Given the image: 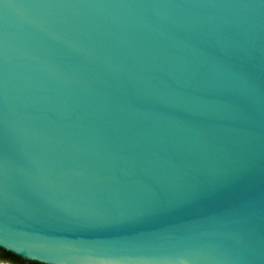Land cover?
<instances>
[{"label":"water","instance_id":"obj_1","mask_svg":"<svg viewBox=\"0 0 264 264\" xmlns=\"http://www.w3.org/2000/svg\"><path fill=\"white\" fill-rule=\"evenodd\" d=\"M0 248L264 264V0H0Z\"/></svg>","mask_w":264,"mask_h":264},{"label":"flooded vegetation","instance_id":"obj_2","mask_svg":"<svg viewBox=\"0 0 264 264\" xmlns=\"http://www.w3.org/2000/svg\"><path fill=\"white\" fill-rule=\"evenodd\" d=\"M0 263L1 264H21L19 262H17L15 259H13L12 257L6 255L2 249H0Z\"/></svg>","mask_w":264,"mask_h":264},{"label":"trees","instance_id":"obj_3","mask_svg":"<svg viewBox=\"0 0 264 264\" xmlns=\"http://www.w3.org/2000/svg\"><path fill=\"white\" fill-rule=\"evenodd\" d=\"M0 249H2V248H0ZM2 250H3V249H2ZM3 252H4L6 255L12 257L13 259H15L17 262L21 263V264H33V262H34V261H27V260L21 258L20 256H18V255H16V254L12 253V252H10V251L3 250ZM41 264H42V263H41Z\"/></svg>","mask_w":264,"mask_h":264},{"label":"snow or ice","instance_id":"obj_4","mask_svg":"<svg viewBox=\"0 0 264 264\" xmlns=\"http://www.w3.org/2000/svg\"><path fill=\"white\" fill-rule=\"evenodd\" d=\"M33 264H41L40 261H34Z\"/></svg>","mask_w":264,"mask_h":264},{"label":"rangeland","instance_id":"obj_5","mask_svg":"<svg viewBox=\"0 0 264 264\" xmlns=\"http://www.w3.org/2000/svg\"><path fill=\"white\" fill-rule=\"evenodd\" d=\"M4 264V263H3Z\"/></svg>","mask_w":264,"mask_h":264}]
</instances>
